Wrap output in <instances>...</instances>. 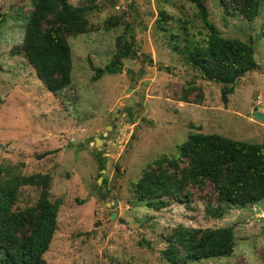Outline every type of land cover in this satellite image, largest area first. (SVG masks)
Returning <instances> with one entry per match:
<instances>
[{
  "label": "rangeland",
  "instance_id": "374dc122",
  "mask_svg": "<svg viewBox=\"0 0 264 264\" xmlns=\"http://www.w3.org/2000/svg\"><path fill=\"white\" fill-rule=\"evenodd\" d=\"M69 1L96 7L88 15L92 30L68 37L72 83L53 94L19 51L32 0H0V179L10 168L52 176V197L61 205L47 263L169 264L162 257L166 237L184 224L233 226L236 234L230 256L186 264H264V200L230 205L214 217L206 211L217 201L211 184L205 199L193 188L190 204L173 201L160 210L134 191L143 170L177 155L193 132L264 142V119L253 114L255 107L264 113V12L248 20L225 11L220 0H204L222 36L255 47L257 68L238 79L225 103L223 84L206 78L184 52L203 45L209 33L192 0ZM124 40L131 50L124 68L95 78ZM40 190L20 187L15 209L35 204ZM116 199L112 219L107 202Z\"/></svg>",
  "mask_w": 264,
  "mask_h": 264
},
{
  "label": "trees",
  "instance_id": "16d2710c",
  "mask_svg": "<svg viewBox=\"0 0 264 264\" xmlns=\"http://www.w3.org/2000/svg\"><path fill=\"white\" fill-rule=\"evenodd\" d=\"M209 33L203 45L187 46V60L206 78L223 84L225 103L235 91L240 77L257 68L253 43L222 36L209 20L204 0H192ZM33 11L19 48L44 85L58 94L72 83L73 54L69 36L92 30L89 13L96 5L73 6L69 0H32ZM225 11L240 13L253 20L264 12V0H220ZM116 22H112L111 28ZM131 53L123 46L105 68L97 69L100 77L124 68L122 58ZM189 92L183 100L189 101ZM102 169L105 164L102 162ZM52 176L30 175L7 170L0 179V264H48L44 258L58 228L61 202L53 199ZM208 184L217 198L206 211L222 217L227 207H247L264 200V142L249 143L217 133L193 132L178 147L177 155H164L148 165L134 185L137 199L155 210L179 201L190 204L194 195L204 198ZM31 185L40 188L35 204L15 209L19 189ZM106 193H101L106 198ZM205 199V198H204ZM163 259L169 264H186L203 259L230 256L236 247L233 226H176L166 237Z\"/></svg>",
  "mask_w": 264,
  "mask_h": 264
},
{
  "label": "water",
  "instance_id": "95a60500",
  "mask_svg": "<svg viewBox=\"0 0 264 264\" xmlns=\"http://www.w3.org/2000/svg\"><path fill=\"white\" fill-rule=\"evenodd\" d=\"M253 114L255 117L263 120L264 119V113L263 112H260L259 111V107H255L254 110H253ZM97 141H96V145H98L100 143V141H102V139L100 137H97L96 138ZM102 171H106V169H103ZM101 183V182H100ZM107 205H109L110 207H112L114 209L113 213H112V219H114V217L117 216L118 214V211L117 209H115V207H118L119 206V200H114V204L112 205L110 202H107Z\"/></svg>",
  "mask_w": 264,
  "mask_h": 264
}]
</instances>
